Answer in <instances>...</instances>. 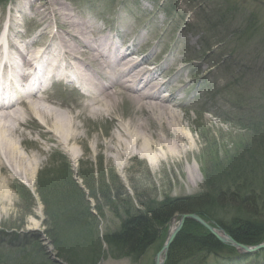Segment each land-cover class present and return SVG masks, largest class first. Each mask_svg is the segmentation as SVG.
Segmentation results:
<instances>
[{
	"label": "rangeland",
	"instance_id": "374dc122",
	"mask_svg": "<svg viewBox=\"0 0 264 264\" xmlns=\"http://www.w3.org/2000/svg\"><path fill=\"white\" fill-rule=\"evenodd\" d=\"M27 1L29 0H7L3 7L2 4L0 5V33L3 22L10 25L6 33L25 37L34 36L42 26H46L47 21L44 24L38 23L33 10L21 11L19 4ZM65 1L72 14H81L98 26L104 25L111 33L117 30L121 35H125L126 39L130 40L134 37L135 50L146 49L145 54L150 58L149 63L161 60L162 70L170 73L173 83L179 85L177 99L181 101L177 112L181 117V125L190 135L193 145L191 151L169 155L162 161L159 158L156 164H151L139 151L121 160L122 164L119 163L114 157V152L105 146H97V143L113 145L112 139L116 137L119 121L128 120L133 115L134 107L122 99L111 115L106 114L98 119L89 120L82 133L84 134L82 141L70 150L71 154L75 150L77 157L70 160L71 164L67 172L79 189H84L86 192L81 179L76 176L79 170L93 168L94 171L95 168H101L108 177H118L130 198L136 197L134 186L139 192H146V196L194 194L202 188L205 181L203 176L205 162L208 164L215 159V155L208 154L209 150H207L211 142L215 145L213 151L219 152L216 154L219 157L218 164L223 165L229 155L226 152L223 155L222 151H228L231 148L230 141L242 135L241 125L252 127L255 124L259 129L258 134L264 135L262 129L264 124L260 123L261 120L264 123V0ZM226 1H229L231 6L229 9H233L234 5L235 9L220 13ZM258 15L260 16L255 20L256 22L252 21ZM50 27L54 29L53 26ZM133 32L137 35H133ZM6 33L2 32L1 36ZM62 90L63 88L54 87L50 91L55 92L56 97L63 96V99L75 107L79 100L77 94H64ZM162 95L164 96L165 93ZM204 105L209 107L204 108ZM75 111H78V108L75 107ZM32 120L33 118L28 116L27 124L20 126L14 136L22 153L36 156L39 168L49 162L52 158L51 153L56 150L69 156L62 146H58L54 140L48 138L44 129L36 128ZM9 125L13 126V124ZM20 139L23 140L21 144L18 143ZM257 145L254 140L250 144L243 143L241 149L249 150L236 153L241 158L237 163L240 169H243L240 170L242 175L250 171L249 179L254 183L258 180L259 169L255 170L250 164L253 159L259 161L261 157L264 161V156L257 153ZM252 146L256 149H251ZM250 152L254 153L250 154ZM209 155L210 159L205 160ZM65 158L67 159L66 156ZM52 160L59 161L60 158L53 156ZM50 168L55 170L57 163L52 164ZM212 168L211 174L214 178L231 176L233 173L227 172L223 166ZM191 170L199 177L197 182L191 181L189 177L192 174ZM52 173L56 175V172L52 171ZM10 174L7 176L6 173L0 172V177L4 178V181L0 182V225L7 228L13 226L18 233L29 232L30 237L38 234L39 239L35 242L38 249L32 255L31 264H59L61 259L56 255L61 251L57 249L58 244H55V239L50 236V223L44 219V206L37 200L30 209L28 203L21 201L19 192H22L21 185L25 184V178H21L13 170H10ZM111 177L108 180L111 181ZM98 185L94 184L96 188ZM85 198L89 199L87 201L90 206H94L93 199L86 196ZM99 202L103 215L95 216L93 222L94 225L97 224V233L100 235V232L104 233L107 229L118 228L120 221L110 211L107 204L109 200L105 202L104 199H100ZM28 210L31 215L24 217L23 212ZM66 225V223L62 224V226ZM170 226L171 223L167 229H170ZM63 230L65 232L69 230V237L73 235L71 228L67 227ZM160 240L147 248L137 261L114 256L101 242L102 251L95 255L90 264H155V256L163 243ZM66 249H69V246L66 245ZM77 249L76 247L72 249L78 254V257L73 258L81 260L83 256L76 251ZM63 251L66 250H62V253ZM4 254H6L4 255L6 258L3 257L5 260L9 258L11 262L12 259L17 258L19 264L23 262L21 255L12 252ZM254 254L256 253L247 254V262L243 264H264V252L250 259ZM213 262L212 255L205 263ZM78 263L79 261H75L74 264Z\"/></svg>",
	"mask_w": 264,
	"mask_h": 264
},
{
	"label": "bare ground",
	"instance_id": "6f19581e",
	"mask_svg": "<svg viewBox=\"0 0 264 264\" xmlns=\"http://www.w3.org/2000/svg\"><path fill=\"white\" fill-rule=\"evenodd\" d=\"M31 1L21 3L19 7L22 12L33 10L41 24L47 21L43 31L33 38L19 36L17 44L13 37H8L4 50L0 41L2 82L22 85L21 82L35 69V63L42 69L41 76H35L36 88L18 99L9 98L0 106L1 173L10 176V170H13L25 178L30 187L33 184L39 161L34 155L20 152L14 137L18 128L27 124L28 116L33 117L32 121L39 129L44 128L48 138L68 149L73 160L77 152L73 150L71 154L70 150L82 141L87 122L111 115L122 99L134 107L133 115L119 121L113 145L97 143V146H105L114 152L119 163L138 151L151 164H156L159 158L162 161L169 155L185 154L193 149L192 139L181 125L177 112L181 101L177 99L179 85L173 83L170 73L161 69L162 65L146 68L145 57L134 59V48L123 42L117 45L107 33L98 31L90 19L76 17L67 8L65 0ZM52 23L57 31L51 33ZM133 34L137 35L136 32ZM55 77L66 78L70 87L79 92L75 104L78 111L58 98L41 95L46 90L45 85ZM168 86L175 93L161 96ZM190 172L191 181L197 182L199 177L192 170ZM3 181L0 177V182ZM175 225L172 221L170 230ZM159 259L162 262L164 255L161 254Z\"/></svg>",
	"mask_w": 264,
	"mask_h": 264
},
{
	"label": "trees",
	"instance_id": "16d2710c",
	"mask_svg": "<svg viewBox=\"0 0 264 264\" xmlns=\"http://www.w3.org/2000/svg\"><path fill=\"white\" fill-rule=\"evenodd\" d=\"M260 123L264 124L263 120ZM257 130L259 129L255 124L252 127L240 126L242 135L230 141L231 148H227L228 151H222L223 155L225 152L229 155L223 165L218 164L219 157L216 154L219 152L218 150L213 151L215 145L211 142L207 150H209L208 154L215 155V159L208 164L205 162V169H203L205 181L202 188L190 195L173 197L164 194L158 197L154 194L146 196V192H139L136 186L133 187L131 184L136 194L134 200L137 206H134L133 197H129L117 177L109 176L110 181L109 177L104 175L94 178L90 170L83 171L81 177L88 190V195L72 182L67 171L62 172L51 182L45 178L41 184L45 189L42 191L39 187L38 192L50 223V236L52 235L55 239V244H58L57 249L61 251L57 257L67 262L66 264H74L75 261H79L78 264H90L96 257L95 255L100 252L101 242H103L107 251L114 256L137 261L149 246L165 235L168 223L180 213H196L209 222H215L238 242L256 244L264 241V161L261 160L263 157L259 161L253 159L252 162L251 160L250 166L255 167V170L259 169L258 180L254 183L252 179H249L250 171L242 175L243 169H240L238 164L241 158L236 155L238 151L249 150L241 149V145L250 144L253 140L258 144L257 150L264 152V135H259ZM253 148L252 146L251 149ZM231 151L234 153L231 154ZM258 151V155L264 156L263 152ZM208 159L210 155L205 158L207 161ZM213 166H223L227 172L232 171L233 173L231 176L214 178L211 174ZM94 184L99 185L96 188ZM24 193L28 196V199L25 198L26 202L32 201L29 194ZM85 196L95 201L93 207L90 206ZM100 199H104L105 202L109 200L107 204L110 211L120 221L118 228L105 230L102 238L97 233V224L94 225L96 215L92 211L95 210L99 216L103 215L100 210ZM29 214L30 210L23 212L24 217ZM63 223L67 225L62 226ZM67 227L73 230V235L70 236L72 240H69V230L66 232L63 230ZM66 245L69 246L70 251L66 249ZM74 247L78 248L76 251L82 254L81 260L79 258L74 260L73 257H78V254L72 250ZM37 249V245L31 242L29 245L22 244L14 252L17 251V255H21L22 264H31L32 255ZM62 250L66 251L62 253ZM259 253L250 256V259L255 258ZM210 255H214L215 259L212 264L247 262L246 255L239 254L233 247L217 240L199 223L188 219L172 241L164 264H207L205 262ZM0 261L7 264L10 259L5 260L1 256ZM10 264H19V261L15 258Z\"/></svg>",
	"mask_w": 264,
	"mask_h": 264
},
{
	"label": "water",
	"instance_id": "95a60500",
	"mask_svg": "<svg viewBox=\"0 0 264 264\" xmlns=\"http://www.w3.org/2000/svg\"><path fill=\"white\" fill-rule=\"evenodd\" d=\"M187 218L197 221L198 223H200L201 225L206 227L218 240H220L221 242L226 243L230 246L235 247L241 253H250V252H254L260 248H264V243L253 245V246L240 243V242L236 241L233 237H231L228 233H226L221 227L211 226L207 221L202 219L197 214H195V213H183L180 215L178 225L176 226L174 231L170 234V236L167 238V240L165 241V243L162 246L161 251H164L165 254L167 253L168 247H169L170 243L172 242L173 238L175 237L177 232L180 230L184 220ZM160 252L156 255L155 264H162V262H159Z\"/></svg>",
	"mask_w": 264,
	"mask_h": 264
}]
</instances>
